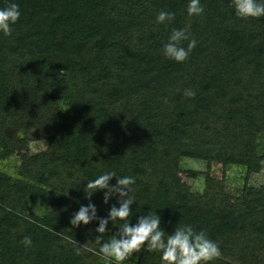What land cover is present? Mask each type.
<instances>
[{
    "label": "trees",
    "instance_id": "1",
    "mask_svg": "<svg viewBox=\"0 0 264 264\" xmlns=\"http://www.w3.org/2000/svg\"><path fill=\"white\" fill-rule=\"evenodd\" d=\"M12 2L20 18L0 35V264H105L98 221L69 217L108 170L136 178L131 223L155 211L168 232L205 230L220 248L209 264H264V184L248 183L264 161V17L237 18L231 0H201L192 17L188 0ZM161 10L173 20L157 23ZM188 24L196 46L168 59L163 44ZM32 129L49 133L47 148L12 172L4 161ZM185 158L245 166L247 182L234 195L210 170H187L205 176L195 192L179 179ZM104 191L91 196L101 217L116 202ZM136 264H161L160 253L142 249Z\"/></svg>",
    "mask_w": 264,
    "mask_h": 264
},
{
    "label": "clouds",
    "instance_id": "2",
    "mask_svg": "<svg viewBox=\"0 0 264 264\" xmlns=\"http://www.w3.org/2000/svg\"><path fill=\"white\" fill-rule=\"evenodd\" d=\"M231 7L235 16L240 19L264 17V0H231ZM186 12L189 17L202 15L204 8L201 0H188ZM20 15L19 4L12 0L7 6L0 7V35L11 36ZM174 16L173 12L161 10L156 16V22L166 24ZM190 27L188 24L171 30L167 42L163 44L165 57L176 62L188 59L197 44L195 39L190 38ZM185 41L186 46L183 43ZM183 94L189 98L196 95L192 89H186ZM113 177L116 181L111 184ZM86 182L83 190L89 202L81 204L70 215L69 224L73 228H79L82 224L89 225L94 220L98 221L95 232L99 235L95 241L105 264H133L129 258L142 249L160 253L161 264H209L220 255L218 243L210 239L205 230H196L191 224H178L168 232L161 226V217L155 211L149 210L146 214L137 216L135 223H131L128 219L132 214L130 206L137 202L131 194L132 185L136 183L134 176L118 175L115 170H108ZM99 190H105V205L113 198L116 201L108 207L107 215L102 217L97 215L98 206L91 201V196ZM109 222L116 227V232L108 240H102V234L110 229ZM22 242L26 246L32 243L30 237H24Z\"/></svg>",
    "mask_w": 264,
    "mask_h": 264
},
{
    "label": "rangeland",
    "instance_id": "3",
    "mask_svg": "<svg viewBox=\"0 0 264 264\" xmlns=\"http://www.w3.org/2000/svg\"><path fill=\"white\" fill-rule=\"evenodd\" d=\"M49 143V133L41 129H32L23 133V139L17 143L16 155L11 159L4 161V165L15 172L20 164V157L23 153L34 154L45 150ZM263 168L259 173L252 174L248 180L250 185L260 186L264 184V161ZM183 171L179 173L180 182L188 185L195 192H203L205 188V176H190L187 170H210L217 178L224 179L228 189L237 195L246 184L248 175L247 168L240 165L222 166L220 163L212 162L210 165L203 160H194L185 158L182 161ZM138 252H134L129 258L130 262L136 264ZM128 263V262H127Z\"/></svg>",
    "mask_w": 264,
    "mask_h": 264
}]
</instances>
